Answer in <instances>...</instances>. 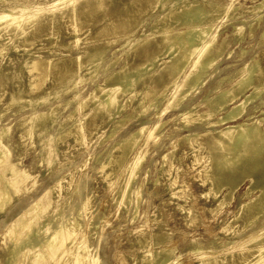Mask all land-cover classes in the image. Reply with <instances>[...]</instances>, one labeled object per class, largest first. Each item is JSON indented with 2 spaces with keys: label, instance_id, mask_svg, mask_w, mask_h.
<instances>
[{
  "label": "bare ground",
  "instance_id": "obj_1",
  "mask_svg": "<svg viewBox=\"0 0 264 264\" xmlns=\"http://www.w3.org/2000/svg\"><path fill=\"white\" fill-rule=\"evenodd\" d=\"M0 1V264H107L111 235L101 228L103 211L93 203L89 182L101 178L113 202L131 208L134 221L145 180L136 178L150 149L167 147V136L176 146L181 140L189 144L197 178L209 186L203 196L214 202L208 210L221 214L217 221L226 234L208 241L198 237L197 245L192 240L196 264H264L260 54L221 73L215 94L191 102L208 77L224 70L219 63L228 40L219 42L220 28L225 18H236V0ZM111 3L118 4V17L110 16L82 39L85 21L105 14ZM263 8L259 0L239 12L251 16L232 24L237 44L246 37L245 27L250 35L261 30L259 43H264ZM62 29L69 41L32 49L43 35ZM71 44L76 47L68 49ZM5 50L22 52L19 63L1 62ZM246 52L242 47L240 56ZM137 57L141 60L132 64ZM161 71H166L163 87L149 88L148 80ZM7 90L9 97L3 99ZM9 110L12 121L5 117ZM134 118L138 126L105 144L106 154L88 152L87 161L95 154L90 170L82 171L87 161L71 162L92 134L98 149ZM171 121L174 128L166 134ZM196 122L203 131L191 127ZM110 123L113 131L105 134ZM184 129L188 133L180 136ZM176 149L164 153L161 165L173 196L182 186L179 167L173 169ZM30 151L33 159L27 161ZM37 176L41 185L32 180ZM155 230L136 239L141 255L132 256L134 261L184 264L164 228Z\"/></svg>",
  "mask_w": 264,
  "mask_h": 264
},
{
  "label": "rangeland",
  "instance_id": "obj_2",
  "mask_svg": "<svg viewBox=\"0 0 264 264\" xmlns=\"http://www.w3.org/2000/svg\"><path fill=\"white\" fill-rule=\"evenodd\" d=\"M17 1L23 2L24 0ZM32 1L33 3H39L43 0ZM218 1L227 3L226 0ZM257 1L259 0H236L238 7L237 11L235 10V13H237V16H235L236 18L231 20L225 18L224 20L227 21L220 28L221 30L219 42H222L224 37H227L228 40L227 46L223 51V59L219 63L221 69L224 70L220 72H214L212 77H208L205 80L202 89L197 92L191 102H199L202 101V99L205 100L208 96H212L213 94H215L214 90H212L216 85L215 81L219 79V75H221V73L225 74L226 71H231L232 69H234V65L242 67L245 62H248L254 56L258 57L259 54L261 63L264 65V52L260 50L264 49V43H259L261 40V30L254 31L253 35H250L249 28L245 27V30L247 29L246 37L241 43L238 44L237 36L232 34L233 23L238 24L242 22V20L248 19L251 16L249 13H245L243 14L245 17H242V15H239V12H242L244 9H246L247 6H250ZM117 5V3H111L106 9L105 14L102 15L100 14V12H97L92 16V18H88L85 21L86 26L80 32V36H82V39L87 35L95 33L105 23V21L110 18V16H114V18H117V14L119 12V8ZM156 10H158V8H156L153 13ZM114 11H116V14L114 13ZM262 15H264V8L262 9ZM146 19L147 18L145 17L144 22L146 21ZM141 26L142 24L139 26V28H141ZM145 29H148V27L146 26ZM46 34L31 46L33 47L32 49L39 48L40 44L44 42L48 43L53 40H70L68 31L66 33L64 29H62L60 32L55 31V33ZM75 47V44L67 46L68 49H73ZM242 47H245L247 52L243 56H240ZM230 51L231 54H229ZM21 54L22 52H19L18 50H5L1 62H10L16 65L20 61ZM137 60H141V57H137L136 59H134L132 61V64H135ZM161 72L155 73L154 77L148 80L147 83L149 88L160 89L163 87V82L160 79H165L166 71ZM164 79L163 81L165 83ZM141 86H139V89L141 88ZM4 94L2 98L7 99L9 97V91L7 90V92H5ZM43 107L41 106V108ZM170 111L171 110H169L167 113H169ZM167 115L165 116L166 119H173V116H168L167 118ZM5 117L9 118V120L11 121L13 120L14 117L12 116L11 110L6 112ZM153 120H157V118H154ZM137 121V118L130 120L124 127L116 131L115 136L106 139V142L102 144L98 149H95L97 136L96 134H92L90 137H88L83 148L79 146L76 147L75 150H77V148H81L79 151L80 154L75 159H72L71 162H74L75 164H83L88 159L87 154L89 151H94L95 153H99L101 155L106 154L107 146H105V144L113 141L114 138L118 137L126 129L137 127ZM101 123L103 124V122ZM12 124H15V121H13ZM112 126L113 125L111 123L107 125V127L105 128V134L113 131L114 126ZM191 127L197 131H203L204 129L202 124H197V122L192 124ZM173 128L174 122L171 121L170 124L165 128V131H167L166 134L171 132ZM186 133H188V129L180 131V136L181 134ZM206 140L207 137H205L202 142L204 143ZM173 142L174 140H170L168 136L165 137V144L167 147L163 146V148L160 147L159 149L151 148L148 156L142 163L143 170L137 176L136 182H138V180L142 181L145 177L144 185L142 187L144 200L141 203L140 212L138 213L134 221L132 220V217L129 216V212L131 213V208L126 209L124 206H119L117 203L113 202L114 200L111 198L112 196L110 197V193L101 178L89 182L94 196L93 203H96V207L103 211V219L100 221L101 228L104 230V233L108 232V234L111 235V239L106 244V251L108 252V255H105V259L107 261V264H141V262L134 261V257H138L141 255V251L139 250L136 239L143 236V234L144 236H148L153 234V232L155 233L157 225L163 227L167 234H169L168 243L175 241L177 252H181L183 255L182 260L184 261V264H196L194 255L190 254L191 248L193 246L192 240H196L197 245L198 237H202L203 241L226 237L225 231L221 230L222 224L217 221L221 217V214L212 213L208 210V208L211 207L214 202L203 196V193H205L209 186L207 184H203L200 181V178H197V161L192 158L193 156H191L192 153L189 151V144L187 143V141L181 140V142H179L176 146ZM174 147H177V158L173 162V169L179 167L180 172L178 181L182 185L181 187L177 188V196H173L174 192H171V190L166 187L167 176L162 175L161 173V165L163 164L162 156L167 151H172L173 149H175ZM13 150V153H15L16 149ZM94 157L95 154L93 158ZM203 157H205V154L203 155ZM25 158L27 161L29 159H33V152L30 151V153H28ZM93 158L87 161V163L83 166L82 171L90 170L93 164ZM93 174L97 176V172H94ZM158 176H161V183L159 182L157 184L156 179L158 178ZM33 178L32 180L37 181V185L42 184V177L37 176L35 177V179ZM178 204L184 207L180 208ZM227 208L224 211H226ZM230 209H235V206ZM92 212L93 210L89 211V213L84 216L85 221H89L91 219ZM153 237L150 236V238ZM130 242L134 243L132 244ZM159 245H163V243Z\"/></svg>",
  "mask_w": 264,
  "mask_h": 264
}]
</instances>
